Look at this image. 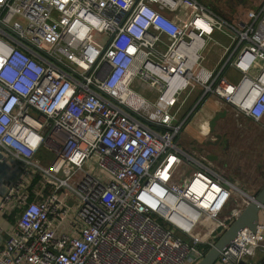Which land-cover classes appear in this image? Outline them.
<instances>
[{
	"label": "built area",
	"instance_id": "1",
	"mask_svg": "<svg viewBox=\"0 0 264 264\" xmlns=\"http://www.w3.org/2000/svg\"><path fill=\"white\" fill-rule=\"evenodd\" d=\"M210 98L264 127V0L237 20L206 0H0V147L22 164L0 264H196L253 199L178 142ZM258 250L264 221L217 263Z\"/></svg>",
	"mask_w": 264,
	"mask_h": 264
},
{
	"label": "rangeland",
	"instance_id": "2",
	"mask_svg": "<svg viewBox=\"0 0 264 264\" xmlns=\"http://www.w3.org/2000/svg\"><path fill=\"white\" fill-rule=\"evenodd\" d=\"M260 1H236L233 5H229V9L231 8L232 14L236 17L235 20L244 19L247 10L254 9ZM215 36L224 41L218 33H215ZM217 50L218 47L213 46L207 53V59L204 61L206 66L212 65ZM132 87L142 94H147V96L150 94L147 86L140 84L138 80L134 82ZM212 99L214 98H210L206 105L202 104L199 111L209 110L208 117L206 116L204 119L205 121H207L206 118L208 119L213 115L215 105H210V107L208 105L212 102ZM196 118L191 117L190 124L178 139L180 146L187 150L192 147L190 143L200 148L202 147V141L205 139L214 140L213 134L202 135L199 140L197 127L193 125V120ZM215 131L221 133V141H227V145L224 147V143L218 144V142L217 144L206 145L204 150L217 154L218 157L214 165L219 172L229 177L243 191L254 194L264 184V128L261 124L249 121L233 110H229L226 116L217 122ZM236 193L240 197V193ZM234 202L235 200H232V203Z\"/></svg>",
	"mask_w": 264,
	"mask_h": 264
},
{
	"label": "crops",
	"instance_id": "3",
	"mask_svg": "<svg viewBox=\"0 0 264 264\" xmlns=\"http://www.w3.org/2000/svg\"><path fill=\"white\" fill-rule=\"evenodd\" d=\"M206 1L209 4H211L212 6H214L221 13L228 16L229 18L236 19V17L231 12L232 11L231 8L229 9V5H233L234 2L229 3V0H206ZM256 6H258V4ZM252 10L253 9L247 10V12L245 14V18H248L249 12ZM229 76H230V78H232L234 80L237 77V75L233 72V70L229 71ZM211 101L212 102L209 103L208 105H209V107H210V105L211 106L215 105V108H213V113H212V114H214L216 111L221 109L222 106H221L220 102H218L216 99H212ZM204 105H206V104H204ZM200 109L194 115V117L196 118V116H197V118L195 120H193V123H194L193 125H195L197 127V134H198L197 136H198L199 140H200L202 135L204 136L205 134H208L207 121L209 119V118L208 119L206 118L207 121L204 120L206 116L208 117L209 110L203 109L202 112H199ZM249 121H251V120H249ZM189 124H190V122L186 125V127L183 129V131L188 127ZM190 145L192 147L194 146L191 143H190ZM213 162L215 163L216 161H213ZM21 167H22V164L19 160L15 159L12 156L7 155L5 152H3L2 148L0 147V201H1V198L4 195V193L6 192L7 187L18 176V174L21 170ZM14 221H15L14 212L9 213L8 209H6L5 206L0 208V244H2V242L7 238L8 233L12 230ZM259 221H264V208H262L260 213H259ZM263 260H264V251L258 250L256 252V255L254 256V258L252 259L251 264H260V262ZM216 264H219V263L216 262Z\"/></svg>",
	"mask_w": 264,
	"mask_h": 264
},
{
	"label": "water",
	"instance_id": "4",
	"mask_svg": "<svg viewBox=\"0 0 264 264\" xmlns=\"http://www.w3.org/2000/svg\"><path fill=\"white\" fill-rule=\"evenodd\" d=\"M227 114V109H219L208 119V134L214 135V140L205 139L202 141V147L199 149L205 152L207 158L211 161L217 159V154L204 150L206 145L217 144L221 139V133L215 131L217 121ZM197 146H193L196 148ZM264 208V184L253 194V199L247 203L244 208L237 214L234 220L226 227V229L216 238L214 244L208 248L204 255L196 264H216L220 253L224 247L236 237L239 230L244 227L255 229L259 221V213ZM239 264H249L246 261H240ZM264 264V260L260 262Z\"/></svg>",
	"mask_w": 264,
	"mask_h": 264
},
{
	"label": "flooded vegetation",
	"instance_id": "5",
	"mask_svg": "<svg viewBox=\"0 0 264 264\" xmlns=\"http://www.w3.org/2000/svg\"><path fill=\"white\" fill-rule=\"evenodd\" d=\"M235 1H238V2H239V1H241V0H229V3H233V2L236 3ZM225 116H226V115H225ZM225 116H224V117H225ZM224 117L220 118L219 120L223 119ZM219 120H218V121H219ZM218 121H217V122H218ZM221 142L224 143V147L227 145V141H224V142H223V141H221V139L219 140V143H218V144H220Z\"/></svg>",
	"mask_w": 264,
	"mask_h": 264
},
{
	"label": "trees",
	"instance_id": "6",
	"mask_svg": "<svg viewBox=\"0 0 264 264\" xmlns=\"http://www.w3.org/2000/svg\"><path fill=\"white\" fill-rule=\"evenodd\" d=\"M37 179H38V175H36L35 178L33 179V183H35L37 181ZM30 187H32V186H30ZM32 195L33 194L31 193V196H30L31 198L33 197ZM203 247H204L205 251H207L210 246L209 245H203Z\"/></svg>",
	"mask_w": 264,
	"mask_h": 264
},
{
	"label": "bare ground",
	"instance_id": "7",
	"mask_svg": "<svg viewBox=\"0 0 264 264\" xmlns=\"http://www.w3.org/2000/svg\"><path fill=\"white\" fill-rule=\"evenodd\" d=\"M206 126V125H205ZM207 127V126H206ZM208 130V129H207Z\"/></svg>",
	"mask_w": 264,
	"mask_h": 264
}]
</instances>
